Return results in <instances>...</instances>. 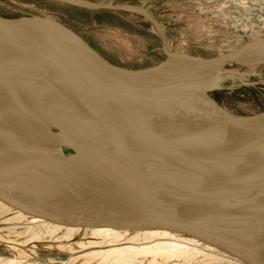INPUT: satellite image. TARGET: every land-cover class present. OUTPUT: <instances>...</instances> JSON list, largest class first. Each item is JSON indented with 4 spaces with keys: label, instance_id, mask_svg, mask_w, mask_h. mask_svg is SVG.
I'll return each mask as SVG.
<instances>
[{
    "label": "water",
    "instance_id": "1",
    "mask_svg": "<svg viewBox=\"0 0 264 264\" xmlns=\"http://www.w3.org/2000/svg\"><path fill=\"white\" fill-rule=\"evenodd\" d=\"M57 1L141 12L161 27L164 41L163 27L142 7ZM60 26L78 41L60 39ZM164 51L155 64L121 66L50 16L0 15V92L6 100L0 99V203L67 227L169 231L234 262L264 264V229L247 231L238 223L240 212L264 201V189L254 191L264 185V162L246 169L232 158L264 144V110L237 114L211 98L212 109L174 119L158 115L187 85L220 83L229 66H264V36L209 57ZM35 88L63 95L79 109L56 118ZM45 160L76 165L82 188L52 189L24 176ZM216 165L232 172L229 184L206 200L184 196L189 187L180 182Z\"/></svg>",
    "mask_w": 264,
    "mask_h": 264
},
{
    "label": "rangeland",
    "instance_id": "2",
    "mask_svg": "<svg viewBox=\"0 0 264 264\" xmlns=\"http://www.w3.org/2000/svg\"><path fill=\"white\" fill-rule=\"evenodd\" d=\"M84 1L142 7L163 27L164 41L143 13L121 8L92 9L57 0H0V15L50 16L110 62L131 68L159 62L166 57L164 50L209 57L264 36V0ZM208 95L233 113L264 110V67L229 66ZM105 229H71L0 203V257L9 258L2 264H240L180 234ZM173 241L184 247L172 245ZM145 245L152 248L142 252Z\"/></svg>",
    "mask_w": 264,
    "mask_h": 264
},
{
    "label": "bare ground",
    "instance_id": "3",
    "mask_svg": "<svg viewBox=\"0 0 264 264\" xmlns=\"http://www.w3.org/2000/svg\"><path fill=\"white\" fill-rule=\"evenodd\" d=\"M126 8L136 9L132 6H127ZM155 28L161 31V27H159V25L155 26ZM60 29V39H71L74 41H78V38L76 37L77 35L74 36L70 31H67V29L62 26H60ZM217 85H219L217 81L208 79L203 80L199 84L185 86L176 94H174L170 98L169 102H167L161 108L158 114L159 117L174 119L182 116H187L189 114L191 115L202 110L214 108V101L207 95V91L213 87H216ZM35 90L38 95L37 97L49 110V113L56 118L72 115L76 110L79 109L76 105L70 103L63 95H60L53 91H46L42 88H35ZM3 98L4 95L0 92V99L5 102L6 100ZM102 129L104 131V127H102ZM232 158L236 161L237 164L245 165L246 169L256 168L255 165H258L259 162H264V144L258 145L251 150L235 153ZM24 176L36 178L52 189L61 188L65 190L76 191L82 188V175L80 170L76 165L74 166L66 161L45 160L41 161V163H33L26 170ZM232 180L233 176L231 171L224 167L216 165L199 172L194 176V178L180 182L179 184L180 186L188 185L189 187L187 190L183 191L184 196L196 201H201L218 194V192ZM260 189H264V185H260L257 188H254V191ZM253 192L242 194L239 197L237 196L238 202L247 199ZM237 212V208L231 210V213L233 214H237ZM238 219V223L242 224L243 228H245L244 230L248 231L252 228L264 229V201L260 202L256 206L245 209L244 212H240L238 214ZM70 228L72 229V227ZM97 229L98 231L106 230L105 228ZM111 231L115 232L116 230L111 229ZM171 244L174 246L178 245L184 247V243L180 244L173 241ZM169 245L170 244H168V246ZM151 248L152 247L150 245H145L141 247V250L142 252H145L147 249ZM123 249L124 248H122V250ZM132 251L130 253H132ZM121 252L123 255H125V251ZM8 260L9 258L0 257V264L7 262Z\"/></svg>",
    "mask_w": 264,
    "mask_h": 264
}]
</instances>
